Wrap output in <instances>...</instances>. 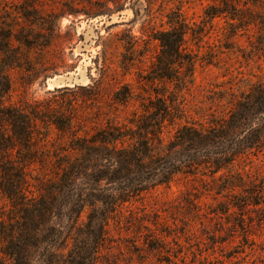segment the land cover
I'll return each mask as SVG.
<instances>
[{
    "label": "rangeland",
    "instance_id": "rangeland-1",
    "mask_svg": "<svg viewBox=\"0 0 264 264\" xmlns=\"http://www.w3.org/2000/svg\"><path fill=\"white\" fill-rule=\"evenodd\" d=\"M249 2L242 0L241 6ZM258 2L251 10L262 14L264 0ZM211 5V0H0V35L10 36L5 54L14 58L5 69L9 90L3 106L35 113L37 141H50L38 152L42 161L28 166L29 194L36 196L40 182L57 177L59 164L78 156L66 155L73 140L90 139L108 127L135 138L140 134L157 155L154 174L167 171L162 145L178 128H209L227 118L243 94L264 84L256 27L239 29L226 14L212 19ZM174 12H181L189 28L183 53L190 63L174 65L171 77L162 80L154 70L159 44L152 37L167 28ZM166 114L168 121L161 124ZM155 126L159 135L139 130L154 132ZM124 142L125 148L139 144L133 138ZM98 164L84 169L76 190L60 201L66 216L55 218L53 226L63 240L40 246L30 264H49V254L64 262L73 238L83 236L92 204L103 208L98 199L120 193L126 201L110 214L95 264H264V146L215 179L201 168L159 184L162 177L145 170L143 177H130L138 187L134 192L128 180L113 179L118 175L110 163ZM220 176H238L251 182V189L218 191ZM248 191L260 192V205L228 207L231 196L245 200ZM71 198L88 201L77 223L67 217ZM8 209L0 193V218ZM9 263L0 241V264Z\"/></svg>",
    "mask_w": 264,
    "mask_h": 264
},
{
    "label": "trees",
    "instance_id": "trees-1",
    "mask_svg": "<svg viewBox=\"0 0 264 264\" xmlns=\"http://www.w3.org/2000/svg\"><path fill=\"white\" fill-rule=\"evenodd\" d=\"M211 1L213 5L207 9L210 18L215 19L226 14L231 15L230 19L237 22L239 29L249 30L251 26L256 27L255 40L264 59V11L258 14L251 10V7L259 3L258 0H250L245 7L241 6L242 0ZM166 25V29L152 37L159 44L154 70L156 77L162 80L171 77L169 71L174 65L180 66L186 61L190 63L189 60H185L183 53L189 28L181 12L170 14ZM0 36V193L9 204L5 219L0 218V241L2 255L10 260L9 264H30V257L40 246L51 245L53 242L57 244L63 240L59 230L53 226L55 218L62 219L66 216L61 210L60 201L67 199L65 195L71 192V189L76 190V183L82 171L95 167L94 164H98L101 159L110 163L114 174L118 175L113 179L128 180L127 188L134 192L138 191L136 190L138 187L133 186L130 177L133 175L143 177L148 169L154 171H152L154 177L157 175L162 177L158 179L159 184L169 183L175 173L186 174L188 170L201 168L207 169L215 179V175L227 169L236 159L251 151H259L264 146V84L259 83L240 97L227 118L214 122L205 130L181 126L171 141L161 144L168 159L167 171L164 169L159 174H154L156 169L152 167L155 166L157 155L140 134L135 138L123 132L120 127H108L107 130L96 132L90 139L73 140L66 155L73 157L72 154L76 152L78 156L73 157L70 162L59 164L56 170L61 171L57 173V177L40 182L38 194L33 196L29 194L27 169L29 165L42 161L38 152L50 141L47 138L41 142L37 141L36 124L40 118L35 116V113L27 115L18 108L3 106L4 94L9 90L5 69L13 65L14 58L6 55L10 36L7 34ZM157 108L160 109V106ZM167 117V114L162 117L161 124L168 121ZM52 124L60 130L58 124ZM152 129L154 132H150L152 131L150 128L144 130L139 128L144 134H160L157 126ZM130 138L138 139L139 144L127 148L121 146ZM38 143L41 144L37 148ZM220 178V182L214 184V188L229 195L238 189H251L249 187L251 182H245L238 176ZM260 189L262 191V188ZM259 193L245 192V200L231 196L234 200L229 201L228 207L242 210L247 206H258ZM124 195L125 193H120L115 197L110 195L98 199L103 208L92 204L83 236L73 238L72 249L64 262L57 261L58 257L54 256L57 254H49L48 263L95 264L94 255L107 234L110 214L118 204L126 201ZM86 202H88L86 199L71 198L72 208L67 217L72 223L79 221L81 208L86 206L84 204ZM56 230L59 234L55 233Z\"/></svg>",
    "mask_w": 264,
    "mask_h": 264
}]
</instances>
